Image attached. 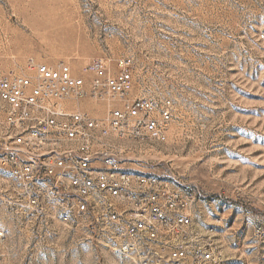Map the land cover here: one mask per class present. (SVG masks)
<instances>
[{
  "label": "rangeland",
  "instance_id": "1",
  "mask_svg": "<svg viewBox=\"0 0 264 264\" xmlns=\"http://www.w3.org/2000/svg\"><path fill=\"white\" fill-rule=\"evenodd\" d=\"M122 57L129 97L169 99L172 113L163 141H124L125 166L194 196L220 264H264V0H0V78ZM14 235L0 264H132L66 231Z\"/></svg>",
  "mask_w": 264,
  "mask_h": 264
},
{
  "label": "built area",
  "instance_id": "2",
  "mask_svg": "<svg viewBox=\"0 0 264 264\" xmlns=\"http://www.w3.org/2000/svg\"><path fill=\"white\" fill-rule=\"evenodd\" d=\"M130 66L97 58L81 74L33 64L0 78V257L26 224L36 239L66 231L132 264H220L194 196L124 164L126 139L163 141L172 120L169 99L129 97ZM92 100L105 115L85 110Z\"/></svg>",
  "mask_w": 264,
  "mask_h": 264
}]
</instances>
